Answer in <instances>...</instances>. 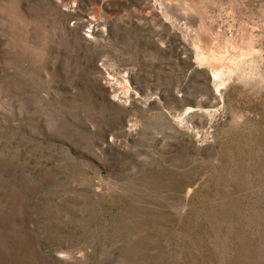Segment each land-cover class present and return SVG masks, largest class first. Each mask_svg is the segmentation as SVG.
Instances as JSON below:
<instances>
[{
	"label": "rangeland",
	"instance_id": "obj_1",
	"mask_svg": "<svg viewBox=\"0 0 264 264\" xmlns=\"http://www.w3.org/2000/svg\"><path fill=\"white\" fill-rule=\"evenodd\" d=\"M0 264H264V0H0Z\"/></svg>",
	"mask_w": 264,
	"mask_h": 264
},
{
	"label": "bare ground",
	"instance_id": "obj_2",
	"mask_svg": "<svg viewBox=\"0 0 264 264\" xmlns=\"http://www.w3.org/2000/svg\"><path fill=\"white\" fill-rule=\"evenodd\" d=\"M212 78H213V80L216 82H218L217 83V86H219V85H224L225 84V82H223L222 81V79H221V76H220V74L219 73H217V72H213V74H212ZM226 78V77H225ZM226 85V84H225ZM219 90V89H218Z\"/></svg>",
	"mask_w": 264,
	"mask_h": 264
}]
</instances>
